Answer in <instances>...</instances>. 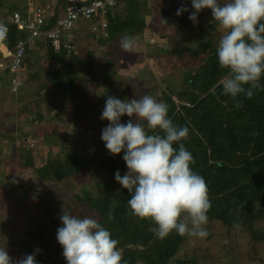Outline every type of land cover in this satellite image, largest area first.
Segmentation results:
<instances>
[{"label": "rangeland", "instance_id": "1", "mask_svg": "<svg viewBox=\"0 0 264 264\" xmlns=\"http://www.w3.org/2000/svg\"><path fill=\"white\" fill-rule=\"evenodd\" d=\"M84 1L88 2H82ZM147 2L152 13L146 15L148 29L133 37L134 46L128 52L119 47L122 37L111 41L110 44L108 36L105 38L99 35L98 38L106 39L109 43L104 41L99 42V45L93 39L94 32L84 31L85 34L77 35L74 48L78 50L71 53L77 62L75 76L78 84H83L88 90L93 88L91 92L98 100L99 111L95 115V121L91 117L92 111L88 116L83 118L80 115L79 119L74 121L73 100H62L55 94L49 98H41L39 89L47 83V66L52 64L44 57L46 42L45 32L42 30L36 36L29 34L25 59L29 57L32 67L27 70L23 66L20 70L21 78L17 77L11 60L0 59L4 67L10 66L3 75L4 86L0 89V247L7 248L11 257L25 256L23 244L28 242L32 247L31 254L37 248L41 250L36 255L40 264H67L62 254L63 248L56 239L57 228L62 226L59 216L64 210L73 215L92 214L97 218L95 212L89 210L87 205L77 203L74 195L82 192L90 194L91 197L114 194L122 187L115 180L116 171L119 170L121 176L127 172L123 151L113 156L106 148L98 147L103 142L101 131L109 123L100 119L107 96L113 95L124 100L148 94L159 100L158 95L163 91L162 82H166L172 91L179 92L182 90L185 76L193 70L195 64L187 50L199 49L210 37L219 43L224 30L214 21L210 9L202 10L197 18L198 23L194 24L189 19L194 11L191 0ZM220 2L224 3L226 0ZM43 4L47 5L46 0H0V23L13 11L27 16L33 23V10H43V7L39 6ZM64 4V0H58L50 15L57 12V17H60ZM181 6L186 7L188 11L178 16L176 13ZM44 10L47 19L49 16ZM181 24L185 27L183 31L179 30ZM93 25L85 23L84 28ZM99 26H103L102 21H99ZM80 30L77 28L76 32ZM101 33L106 35L103 30ZM6 42L3 40L0 44L5 46ZM110 53L113 54L111 60L115 63V73L111 75L107 91L102 94L99 87L90 83L89 73L94 74L95 78L108 79V74H99L98 71L106 66L105 62ZM37 56L41 57L35 61ZM55 68L53 66V71H56ZM30 72H34L32 77ZM34 76L36 80L33 79ZM12 79H19L24 84L19 92L10 91L9 84ZM49 90L52 93L51 87ZM97 91L102 98L98 99ZM70 92L74 93L72 90ZM50 99H55L56 103L48 105L44 120L33 119L40 103H48ZM83 100L82 97L81 105ZM61 107L64 109L59 112L58 117L55 112L47 117L53 108L59 110ZM129 119L125 115L121 118V123H126ZM66 124L75 132L74 136L90 135L92 139L96 138L97 144L83 147L75 145V139H62L65 136L63 126L66 127ZM74 147L83 156L93 158V163L107 159L112 164V171L108 172L104 167L95 169L90 165L72 179L73 188L64 182L49 186L39 185L33 168L47 162L49 156L57 151L59 154L61 151L65 154ZM102 181L108 185L103 187L98 184ZM259 220L264 231V212ZM204 227L207 231L204 238L185 235V241L176 259L185 260L188 264H264V240L253 241L252 229L230 228L220 222H207ZM36 229H40L44 234L43 240L31 241L24 236ZM171 264H175V261Z\"/></svg>", "mask_w": 264, "mask_h": 264}, {"label": "trees", "instance_id": "2", "mask_svg": "<svg viewBox=\"0 0 264 264\" xmlns=\"http://www.w3.org/2000/svg\"><path fill=\"white\" fill-rule=\"evenodd\" d=\"M147 1L116 0L115 7L105 11L103 15L107 23V39L110 44L119 37L138 36L148 29L146 15L152 13ZM56 13L47 17L48 20L45 19L43 32L57 21ZM184 29L181 24L179 30ZM101 30L103 29L97 24L93 39L98 44L104 41L109 44L106 39L98 38L99 35L107 37L101 33ZM25 36L13 30L10 33V40L5 41L8 44L13 39L25 38ZM45 42L47 46L48 41ZM217 46L218 43L210 37L199 49L187 50L195 64L193 70L185 76L182 90L174 92L166 82H162L163 91L158 98L169 106V118L174 123L189 129V137L183 143L195 158V164L191 165L192 169L204 177L208 186L211 203L207 213L208 222H220L230 228L252 229L253 241L264 240V231L259 220L264 212V155L262 156L264 76L260 80L262 88L254 90L251 98L240 95L234 100L230 95L223 94L222 88L218 92L217 86L227 74V69L219 66ZM44 54L53 57L55 53L52 48H48L46 52L44 50ZM68 56L71 55L61 51L55 59L56 65L61 67L60 72L47 67L49 71L46 76L47 81L52 85L57 97L62 100H73L74 121H77L80 115L83 118L88 116L91 111V117L95 121L97 119L95 115L99 112L98 100L93 97L91 90L86 89L85 86L82 88L77 86L74 74L62 63ZM112 56L113 54L110 53L105 62L106 66L99 68L98 71L99 74H108V79L95 78L94 74L89 73L90 83L96 84L102 94L107 91L106 86L111 83V75L115 73V63L110 60ZM23 66L27 70L31 69L32 62L30 63L29 57L25 59ZM30 73L32 77L34 73ZM33 79L36 80V77L34 76ZM46 87L48 86L41 85L40 89L46 92ZM97 92L98 99L102 98L100 92ZM82 97L83 105L80 103ZM237 102L239 107H236ZM63 109L62 107L59 110L55 109V116L58 117ZM49 116L48 113L47 117ZM44 118V115H39L37 120L42 121ZM63 129L65 136L62 139H75V145L85 147L97 144L96 138L92 139L90 135L74 136L75 132L68 124L66 127L63 126ZM98 147L106 148L104 142ZM174 147L178 148V144H174ZM93 161V158L83 156L74 147L65 154L62 151L59 154L57 151L50 155L47 162L38 164L33 171L39 185L49 186L64 182L73 188L72 179L90 165L95 169L104 167L108 172L112 171V164L107 159H100L94 163ZM98 184L103 187L108 185L103 181ZM74 199L95 212L96 219L111 232L114 239L119 241L118 247L128 264H171L173 261L175 264H188L185 260L176 259L185 236L173 231L167 238L157 239L151 231L155 225L150 218L142 219L130 213L127 205L130 194L126 189L120 187L114 194L108 193L96 197L82 192L75 194ZM109 211L112 219L108 218ZM24 236L31 241L43 240L45 237L40 229L27 232ZM31 248L28 242L23 244L25 255L31 254ZM36 262L40 264L38 260Z\"/></svg>", "mask_w": 264, "mask_h": 264}, {"label": "clouds", "instance_id": "3", "mask_svg": "<svg viewBox=\"0 0 264 264\" xmlns=\"http://www.w3.org/2000/svg\"><path fill=\"white\" fill-rule=\"evenodd\" d=\"M82 1L77 4L82 5ZM88 1L91 4L97 0ZM116 3L104 4L91 21L78 18L74 31L85 23L99 25L102 21L105 27H100L107 36L103 14ZM191 4L194 11L189 19L194 24L202 10L210 9L214 21L224 30L216 50L220 68L227 69L218 85L222 93L234 100L240 95L251 98L254 90L262 88L260 80L264 76V0H191ZM66 9L67 2L60 17L65 16ZM186 11L181 6L176 14ZM6 31L0 24V38ZM133 46L131 36L119 41L125 52ZM168 112L169 106L152 95L124 100L109 95L100 116L109 122L101 131V139L110 155L124 152L127 172L121 176L117 170L115 180L130 194L127 205L133 216L150 218L155 225L151 231L157 239L163 240L173 231L180 236L204 238L211 208L208 186L191 167L195 158L183 143L189 137V129L174 123ZM125 115L130 119L121 123ZM108 218H113L111 211ZM59 219L62 226L57 228L56 239L67 264H128L118 247L119 241L92 214L80 216L63 210ZM40 251L37 248L33 254L13 258L7 248L0 247V264H37Z\"/></svg>", "mask_w": 264, "mask_h": 264}, {"label": "built area", "instance_id": "4", "mask_svg": "<svg viewBox=\"0 0 264 264\" xmlns=\"http://www.w3.org/2000/svg\"><path fill=\"white\" fill-rule=\"evenodd\" d=\"M105 3H101L99 0L92 2L88 7L78 5L79 0H67V9L64 17H58L57 21L52 24L47 31H45V40L52 45V51L58 53L59 51H65L70 54L74 50V45L69 44L66 39L71 37V31L74 32V23L78 18L82 21H91L94 17L99 15V11L104 9L105 5H114L115 0H104ZM76 4V5H75ZM45 16L41 8H35L33 10V18L31 23L27 16L22 15L19 12H13L8 18H6L2 24L6 28V35L0 38V41L10 40V33L18 31L24 33L27 36L25 38H16L12 42L3 46L0 44V59L11 60V66L16 69V75L19 77V72L23 67L24 59L27 52L28 38L31 33L33 36L38 35L39 31L45 24ZM103 28L105 25L103 24ZM93 30L92 32H95ZM10 66L4 67L0 63V89L4 86L3 75ZM23 83L19 79H12L9 84L11 92H19Z\"/></svg>", "mask_w": 264, "mask_h": 264}, {"label": "bare ground", "instance_id": "5", "mask_svg": "<svg viewBox=\"0 0 264 264\" xmlns=\"http://www.w3.org/2000/svg\"><path fill=\"white\" fill-rule=\"evenodd\" d=\"M88 5H90V3H89V1L87 2V1H84V3H82V6H85V7H88ZM84 27H86V26H84ZM84 27H82L81 28V30H80V32H78V33H73L72 31H71V37H69V38H67L66 39V41L69 43V44H73V43H75V45H76V43H77V35L78 34H85L84 33V31L85 32H92L93 30H95L96 29V27H97V24H94L93 26H91V27H88V28H84ZM51 49L52 48V45L49 43V44H47V46H46V48H45V51H47V49ZM74 50L75 51H77L78 49L77 48H74ZM74 50H73V52H74ZM60 53V51L57 53V54H54L53 55V57H50V56H48L47 55V58H48V60L49 61H52V59L51 58H57L58 57V54ZM102 55V54H101ZM109 60V59H108ZM111 60V59H110ZM112 61V60H111ZM62 63L63 64H65L66 65V67H68L69 69H70V71L74 74V78L76 79V84H77V86L78 87H84L83 86V84H78V79L76 78V76H75V74H76V70H77V62L75 61V58H74V55H71V56H68V57H66V58H64L63 59V61H62ZM56 72H60L61 71V67L58 65L56 68ZM46 86H48V88H47V91L45 92L43 89H40V92H41V98H43V97H47V98H49V97H51V96H53L55 93H54V91H53V87H52V85L51 84H49L48 83V81H47V83L45 84ZM96 85V84H95ZM109 85V84H108ZM107 85V86H108ZM97 86V85H96ZM107 86H106V89H107ZM49 87H51V89H52V93H50V90H49ZM98 87V86H97ZM93 89V88H92ZM91 89V91H93ZM43 91H44V93H43ZM55 101V99H50V101L48 102V103H45V102H41L40 103V105L36 108V111H35V114H34V118L33 119H37V118H39V115H44L45 116V111L47 110V108H48V105H55V103L56 102H54ZM54 110H55V108H53ZM54 110H51L50 112H49V114L50 115H52V113L54 112ZM50 153V152H49Z\"/></svg>", "mask_w": 264, "mask_h": 264}, {"label": "crops", "instance_id": "6", "mask_svg": "<svg viewBox=\"0 0 264 264\" xmlns=\"http://www.w3.org/2000/svg\"><path fill=\"white\" fill-rule=\"evenodd\" d=\"M64 2H65V0H64ZM46 4L47 5H45V4H43V5H39V6H42L43 7V10H44V12H45V14L47 15V16H51L50 15V12L56 7V4H57V0L56 1H51V0H46ZM59 8H60V6H58ZM55 11V10H54ZM48 13V14H47ZM5 19H3L2 21H4ZM74 34L75 33H77L76 31H74L73 32ZM6 45V44H5ZM45 50V49H44ZM46 52V51H45ZM26 54H27V52H26ZM69 55H71V54H69ZM44 57H46L47 58V56L44 54ZM37 58H38V56L35 58V61L37 60ZM48 59V58H47ZM52 59V61H50V62H52V64H50V65H48L47 67H49V69H53V66H57L56 65V61H55V58L53 59V58H51ZM33 63H34V60H33ZM34 73V72H33ZM19 77L21 78L22 76H21V73L19 72ZM24 85V84H23Z\"/></svg>", "mask_w": 264, "mask_h": 264}, {"label": "water", "instance_id": "7", "mask_svg": "<svg viewBox=\"0 0 264 264\" xmlns=\"http://www.w3.org/2000/svg\"><path fill=\"white\" fill-rule=\"evenodd\" d=\"M217 90H218V92H220L221 91V86H217Z\"/></svg>", "mask_w": 264, "mask_h": 264}]
</instances>
